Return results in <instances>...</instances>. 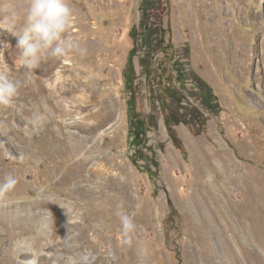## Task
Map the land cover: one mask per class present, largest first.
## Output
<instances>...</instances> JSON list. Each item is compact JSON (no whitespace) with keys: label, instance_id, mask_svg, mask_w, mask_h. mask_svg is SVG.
I'll return each mask as SVG.
<instances>
[{"label":"rangeland","instance_id":"rangeland-1","mask_svg":"<svg viewBox=\"0 0 264 264\" xmlns=\"http://www.w3.org/2000/svg\"><path fill=\"white\" fill-rule=\"evenodd\" d=\"M15 4L23 12L28 0ZM67 6L68 38L86 51L63 58L65 75L111 93L117 116L92 132L75 124L93 121L88 110L47 115L39 100L64 68L17 69V38L0 31V61L20 81L0 106V181H18L0 202V264H264V0ZM133 48L148 160L133 157L123 76Z\"/></svg>","mask_w":264,"mask_h":264},{"label":"clouds","instance_id":"clouds-1","mask_svg":"<svg viewBox=\"0 0 264 264\" xmlns=\"http://www.w3.org/2000/svg\"><path fill=\"white\" fill-rule=\"evenodd\" d=\"M72 25L67 0H28L23 12L17 10L15 0H0V31L17 38V69L33 71L47 60L64 58L72 51L84 54L86 50L68 38ZM19 88L20 81L11 75L6 60L0 61V106H12ZM17 182L11 174L0 181V202L6 201ZM118 215L125 234L130 233L135 228L132 219L124 213Z\"/></svg>","mask_w":264,"mask_h":264},{"label":"bare ground","instance_id":"bare-ground-1","mask_svg":"<svg viewBox=\"0 0 264 264\" xmlns=\"http://www.w3.org/2000/svg\"><path fill=\"white\" fill-rule=\"evenodd\" d=\"M69 39L71 40L72 37ZM68 57L69 56L67 55L66 59ZM58 65H62L61 67H63L64 70H61L57 74L52 83L49 84L50 87H48L43 94V98L39 100L40 106L43 108V110L46 111L47 115L52 116L54 113H57L58 110H64L67 114H70L72 107L79 108L80 111L88 110V116L92 117L93 121L84 122L86 121V118L83 122H80L79 124H77L78 122H76L75 124L76 127L80 128V130L82 131L92 132H98V130L104 127V125L115 119V117L117 116V102L115 97L111 93H108L106 96H104V93L100 90V87H97L94 83L87 80L85 74L81 71L78 72L74 70L76 71V73L69 74L70 76H68L67 74L65 75V72L68 71L67 68L72 64L70 61H63V58L49 59L48 66L45 69L46 73L52 71V68ZM96 78L99 83L101 78ZM88 90H91L94 94L96 104H94L93 107L87 105L89 101L87 102L85 93ZM97 104H101V107L97 110H94ZM2 172L4 173V168L0 166V173Z\"/></svg>","mask_w":264,"mask_h":264},{"label":"trees","instance_id":"trees-1","mask_svg":"<svg viewBox=\"0 0 264 264\" xmlns=\"http://www.w3.org/2000/svg\"><path fill=\"white\" fill-rule=\"evenodd\" d=\"M145 1V0H144ZM144 8V7H143ZM142 43L146 46V49L151 53L152 48V31L147 27L143 26L141 30ZM135 48L131 49L129 52L128 60L126 62L125 68L123 70V76L125 81V88L129 91L130 96L127 100V104L131 116V127H132V144L135 145L134 156L144 157L149 159L144 152V147L146 146L148 122L142 115L136 110V95L134 90V77H135V65L133 56L135 55ZM173 96V94H171ZM182 103V100L180 101Z\"/></svg>","mask_w":264,"mask_h":264}]
</instances>
